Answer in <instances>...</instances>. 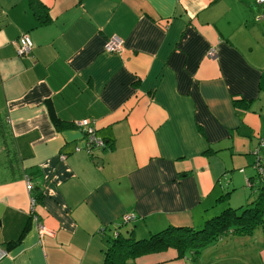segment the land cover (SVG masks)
Masks as SVG:
<instances>
[{"label":"crops","instance_id":"crops-1","mask_svg":"<svg viewBox=\"0 0 264 264\" xmlns=\"http://www.w3.org/2000/svg\"><path fill=\"white\" fill-rule=\"evenodd\" d=\"M24 34L34 46L19 56ZM0 118L43 195L32 206L25 179L0 183V264H103L114 227L198 228L224 184L248 196L258 147L264 158V2L0 0ZM84 118L105 147L87 152ZM133 262L264 264V224L196 258Z\"/></svg>","mask_w":264,"mask_h":264},{"label":"trees","instance_id":"trees-1","mask_svg":"<svg viewBox=\"0 0 264 264\" xmlns=\"http://www.w3.org/2000/svg\"><path fill=\"white\" fill-rule=\"evenodd\" d=\"M36 12L38 14V11ZM58 126H60L59 122ZM7 134L8 126L4 123V119L0 118V145L2 147L0 155L3 158L0 160V183L16 179H29L31 182V175L22 166L17 149L14 143L7 139ZM263 145L264 143H261L260 147ZM255 155H257L256 164L264 166V158L259 154V147ZM255 165L256 173L251 178L256 179V183H251V188H255L258 195L250 203L240 208H224L219 214L208 219L202 228L169 226L152 233L147 238H136L133 231L129 229L124 232L123 228L126 224L114 227L112 232L107 233L103 264H134L133 261L137 257L163 252L169 248H174L180 258H196L203 249L223 238L253 234L258 227L264 224V174L259 173ZM31 184L33 185L32 182ZM39 189L38 185H33L31 191L36 201H41L43 198ZM228 194L229 192L222 198L225 199Z\"/></svg>","mask_w":264,"mask_h":264},{"label":"built area","instance_id":"built-area-1","mask_svg":"<svg viewBox=\"0 0 264 264\" xmlns=\"http://www.w3.org/2000/svg\"><path fill=\"white\" fill-rule=\"evenodd\" d=\"M260 2H264V0H260ZM16 43H17V52L19 56L30 54L34 46L31 37L27 34L22 35ZM122 48H123V41L117 36L111 37L105 45V50L111 53H118L122 50ZM215 51L216 49L212 48L208 54L212 56L214 55ZM75 125L85 130L88 153H91L94 147H99V148L105 147L106 142L102 137H99L97 135L93 121L84 118V119L77 120L75 122ZM255 166L259 173L264 174V166L259 165V164H256ZM26 181L28 184L27 188L31 192L33 185L31 184L29 179H26ZM35 202L36 200L32 197V206L35 204ZM134 218H135V215L133 214L125 215L124 223H128ZM34 219L36 220L37 225H38V230L40 234L42 235V233L46 230V226L43 223H40L39 221H37V217L34 216ZM115 235H117V233H115ZM5 255H6V252L0 248V258L4 257Z\"/></svg>","mask_w":264,"mask_h":264},{"label":"rangeland","instance_id":"rangeland-1","mask_svg":"<svg viewBox=\"0 0 264 264\" xmlns=\"http://www.w3.org/2000/svg\"><path fill=\"white\" fill-rule=\"evenodd\" d=\"M212 49V48H211ZM211 49L209 50V51H211ZM209 51H208V53H209ZM215 54V53H214ZM209 56H211L210 54H209ZM234 172H236V173H238V171H234ZM234 172H227L226 174H224L223 175V178H224V180L226 181V182H228V180H229V177H231V174L232 173H234ZM254 175H255V170H254ZM243 187H244V189H243ZM243 187H242V189L244 190V191H246L245 192V194L246 195H248L245 199L244 198H242V197H237L236 195L234 196V197H236V198H228V197H225V199H223L222 200V202L220 201V202H218L219 204H218V206H217V210H219L218 212L220 213L224 208H227V207H233V208H240L241 206H243V205H246V204H248V203H250L251 201H253L256 197H257V195H258V192H257V190H255V188H251L250 186H248L247 184H243ZM223 188L225 189L224 190V195L227 193V192H229L230 191V193H235V191H237V189H235V188H233V186H231L230 184H224L223 185ZM242 192V191H241ZM223 195V196H224ZM243 199H244V201H243ZM239 200V201H238ZM217 212V213H218ZM218 213V214H219ZM217 214L215 213V212H212V213H210V215H209V217L208 218H212L213 216H216ZM204 224L205 223H203V225H200L198 228H202L203 226H204ZM130 227H131V225H129ZM128 227H127V225H125V227L123 228V231L125 232L126 231V229H127ZM187 258H189V257H187ZM195 259H193V261H194ZM209 260H211L210 259V257H208L206 260H205V263H210L209 262ZM193 261H192V263H193ZM195 262V261H194Z\"/></svg>","mask_w":264,"mask_h":264}]
</instances>
